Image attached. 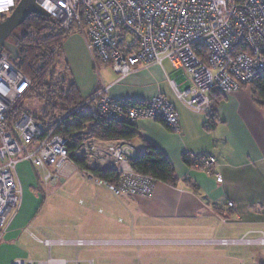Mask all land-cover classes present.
Segmentation results:
<instances>
[{
    "label": "crops",
    "instance_id": "obj_1",
    "mask_svg": "<svg viewBox=\"0 0 264 264\" xmlns=\"http://www.w3.org/2000/svg\"><path fill=\"white\" fill-rule=\"evenodd\" d=\"M77 50L91 64L83 36L67 34L60 47L62 61L69 64ZM95 63L99 72L100 65L103 71L112 70ZM171 78L189 79L164 60L161 65H139L123 78L116 73L101 76L90 87L73 81L83 99L107 85L116 100L144 102L160 95L173 105L178 131L141 119L134 127L142 139L133 140L141 150L145 140L167 157L176 185L157 181L148 196H115L79 173L74 180L77 172L59 183H45L29 161H20L14 172L20 205L0 237V264L16 258L45 260L49 255L70 264H264V244L242 242L264 235V105L254 102L249 86L221 93L211 124L208 112L192 111L176 98ZM86 107L94 109V104ZM203 153L217 159L210 172L184 160L186 154ZM41 181L48 187L62 186L45 194ZM43 238L95 242L48 249L40 242ZM221 239L237 241L223 245ZM35 245L42 253H33ZM53 247L64 250L53 256Z\"/></svg>",
    "mask_w": 264,
    "mask_h": 264
},
{
    "label": "built area",
    "instance_id": "obj_2",
    "mask_svg": "<svg viewBox=\"0 0 264 264\" xmlns=\"http://www.w3.org/2000/svg\"><path fill=\"white\" fill-rule=\"evenodd\" d=\"M16 0H0V16L10 13ZM63 30L80 33L88 50L123 78L137 66L164 60L189 79H169L178 100L195 112H208L210 91L223 94L249 86L264 74V0H36ZM52 53L59 47L51 46ZM30 80L13 64L9 52L0 51V237L9 217L20 205V187L14 172L27 160L41 172L45 183L61 182L73 172L106 188L115 196H148L157 180L137 171L133 163L142 150L132 138L101 139L86 129L69 136L58 133L94 104L99 114L120 122L149 119L179 130L178 113L163 96L144 102L116 100L109 86L96 88L90 98L35 120L17 108L29 94ZM195 168L209 172L217 166L214 155L186 154ZM114 172L115 179L97 172ZM216 180L221 176L216 174ZM228 205H232L229 202ZM221 239L219 243H235ZM52 245L85 246L95 241L43 238ZM242 242L264 244V235ZM10 264H70L50 255L45 260L16 258ZM72 264H79L74 261Z\"/></svg>",
    "mask_w": 264,
    "mask_h": 264
},
{
    "label": "trees",
    "instance_id": "obj_3",
    "mask_svg": "<svg viewBox=\"0 0 264 264\" xmlns=\"http://www.w3.org/2000/svg\"><path fill=\"white\" fill-rule=\"evenodd\" d=\"M4 18L5 15L0 16V21ZM19 27L24 28L23 35H15L13 31L8 38L18 47L19 52L13 64L30 80L29 95L35 94L45 103L41 115H34L33 118L43 120L70 105L83 101L84 99L73 80L68 84L63 81L56 83L53 80V72H50L55 57L49 48L51 46L60 48L67 36L60 23L52 16L44 17L32 14ZM249 87L254 102L263 106L264 74L257 77ZM221 98V92L214 89L210 91L211 107L208 115L211 121L215 116V106ZM17 108L26 111L22 103H19ZM80 129H86L89 135L101 139L112 137L141 138L134 127V123L109 119L87 107H84V110L74 117L73 124L65 126L58 133L66 137L71 131ZM184 160L186 161L185 155ZM133 167L137 171L151 175L157 181L168 185L174 186L178 181L167 157L145 140L142 152L135 159ZM97 175L111 180L116 178L112 171L97 172Z\"/></svg>",
    "mask_w": 264,
    "mask_h": 264
},
{
    "label": "rangeland",
    "instance_id": "obj_4",
    "mask_svg": "<svg viewBox=\"0 0 264 264\" xmlns=\"http://www.w3.org/2000/svg\"><path fill=\"white\" fill-rule=\"evenodd\" d=\"M17 2H18V0H17ZM9 14L10 13H7L5 15V17ZM64 31L67 34L73 33V32H68L67 30H64ZM2 50L8 51L5 48ZM59 53H60V48H59L58 54L55 52L53 53L55 58H54V63L52 65V67L50 68V72H53V80L56 83H58V82L61 83L63 81V82H66V84H68V82H70L71 80H76L79 83L84 84V86L86 85L87 87H90L93 83L97 82V80H99V78L101 76L102 77L103 76L108 77V76L113 75V74L115 75V73L108 67L103 71L102 65H100V67H99V70H100V72H99L97 70V68H95V66H94L95 62H93V60L91 58V53L89 51H87V55H88L90 63H91L89 65L86 61V55L83 54L80 50H77L72 55L69 64H66L65 62L62 61V58H61ZM97 63L103 64V62H101L99 60L96 61L95 65H97ZM44 105H45V103L42 101V99L35 94H30V95L27 94V96L24 98V101L22 102V106L26 109L27 112H29L33 116L34 115L40 116L42 113V110L44 108ZM70 106H72V105H70ZM76 174H78V173H76ZM79 178H80L79 174L75 175V177H73L74 180H76V179L79 180ZM57 183H59V182H57ZM40 184H41V191H43V193H45V194H48L52 190H56V189L58 190V188H60L62 186V185L58 186L59 185L58 184L54 188L48 187V185L44 184L42 181ZM20 196H21V193H20ZM61 250H64V248L53 247L52 248V255L54 256L55 254H57ZM33 253L40 254V253H42V250H40V248L37 245H35V247H33Z\"/></svg>",
    "mask_w": 264,
    "mask_h": 264
},
{
    "label": "water",
    "instance_id": "obj_5",
    "mask_svg": "<svg viewBox=\"0 0 264 264\" xmlns=\"http://www.w3.org/2000/svg\"><path fill=\"white\" fill-rule=\"evenodd\" d=\"M32 14L50 16L49 12L36 3V0H18L10 14L0 21V51L7 49L13 61L18 57V47L8 38L13 31L15 35H23L24 28L19 26Z\"/></svg>",
    "mask_w": 264,
    "mask_h": 264
}]
</instances>
